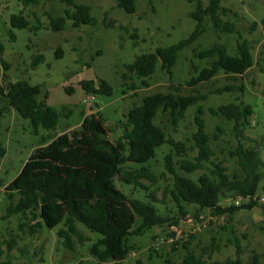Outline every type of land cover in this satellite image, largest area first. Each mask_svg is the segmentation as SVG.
<instances>
[{"label":"rangeland","instance_id":"obj_1","mask_svg":"<svg viewBox=\"0 0 264 264\" xmlns=\"http://www.w3.org/2000/svg\"><path fill=\"white\" fill-rule=\"evenodd\" d=\"M75 1L92 7L91 13L96 22L74 27L73 21L67 19L64 30L54 31L49 28L47 13L66 17L68 6L61 0H40L39 4L30 6H25L23 0H0V89L20 79L40 84L44 93L48 94L47 104L60 111L55 131L41 128L36 133L31 120L22 118L9 108L0 119V141L7 150L0 161V244L3 251L0 260L11 258L17 264H115L100 262L91 254L90 246L102 236L81 223L78 226L85 240L74 236L75 249L72 250L64 246L63 239L58 235L64 224L52 229L43 225L33 232L31 227L37 220L31 214L8 216L10 195L13 193L15 200L19 199L10 187L34 156L42 155L57 141L71 142L73 134H76L79 145L86 147L88 142L80 136V131L89 120L96 122L98 115L104 118L107 127L114 129L106 135V139L114 143L123 135L119 123L124 115L140 105L146 96L158 92L172 93L177 86L184 95H206L207 99L189 108L178 125L173 124L168 114H161L157 123L190 147L193 142L189 139L198 130L195 120L197 109L203 106L207 132L212 137V161L222 163L230 173H240L237 159L231 156V151L240 142L247 149H258L264 160V0H222V4L231 10L224 20L234 22L242 38L252 45L255 64L245 74L227 75L221 72L198 86L188 85L192 77L198 75L197 70L209 66L211 62L198 58L196 52L216 43L226 44L232 55L237 50L239 34L217 32L207 17L201 37L180 52L173 75L163 70L159 62L148 80L149 86H143L142 79L135 77L134 81L139 85L135 91L131 89L132 82L130 89L123 85L122 74L126 66L139 55L188 38L198 25L194 14L200 6H207L210 0H136L137 10L133 14L121 9L116 0ZM21 12L29 19L32 28H41H14L11 17ZM39 56H43V60L35 65ZM84 80H94L97 84L106 81L112 88V95L88 93L82 85ZM227 86L236 90L219 92ZM124 91L127 93L124 94ZM241 101L253 107V115L249 117V123L242 127L239 136L234 130V122L212 115L210 108ZM48 134L54 137L43 144V138ZM171 148L170 145L161 147L148 164L159 176V181L154 185L147 180L143 182L150 185L157 199L165 202L156 203L159 210L176 215L178 209L171 196L163 195L165 188H171L174 183L165 160ZM190 154L193 157L197 151ZM207 165L212 167L210 163ZM261 171L258 195L264 196V167ZM202 173L199 170L188 176L197 179ZM116 183L130 198L150 201L147 191L122 183L119 176ZM235 200L227 193L221 204L228 207L234 205ZM187 208L189 213L182 217L178 227L165 225L128 236L126 244L129 253L119 264H138V261L141 264H178L189 254L186 242H190V250L205 264L236 258L238 246L244 264L253 262L254 257H257V264H264V202H259L253 209L221 216H214L209 209L198 210L194 205ZM171 231L176 232L174 237L170 235ZM12 240L16 243L9 250Z\"/></svg>","mask_w":264,"mask_h":264},{"label":"trees","instance_id":"obj_2","mask_svg":"<svg viewBox=\"0 0 264 264\" xmlns=\"http://www.w3.org/2000/svg\"><path fill=\"white\" fill-rule=\"evenodd\" d=\"M61 1L68 6L66 17L47 13L49 28L52 30H64L67 19L73 21L74 27L96 22L90 5L77 4L75 0ZM116 1L127 13L133 14L137 10L136 0ZM23 3L25 6L37 5L40 0H23ZM229 12L231 10L222 4V0H210L207 6H200L194 14L198 25L190 36L178 44L158 47L154 52L137 56L122 74L123 85L130 89L132 82L131 89L137 90L139 85L134 79L138 77L142 79L143 86H149L148 80L155 73L159 62L163 70L173 75L180 52L201 37L207 17L217 32L239 34L237 50L235 55H232L226 44L216 43L208 49L196 52L198 58L211 62L209 66L197 70L198 75L192 77L188 85L198 86L212 80L221 72L227 75L245 74L255 64L252 45L249 40L242 38L234 22L224 20ZM11 24L19 29L41 28H32L29 19L22 12L12 15ZM262 24L264 25V18ZM134 36L137 37V34ZM41 60L43 56L36 58L35 65ZM82 85L88 93L112 95V88L106 81L97 84L94 80H84ZM179 87L172 93L158 92L144 97L140 105L124 115V119L119 123L123 135L114 143L106 139L107 133L114 129L107 127L104 118L98 115L96 122L89 120L80 131V136L88 142L86 147L80 146L78 136L73 134L71 142L57 141L42 155L34 156L23 169L19 179L10 187L11 191L19 195V199L16 201L15 195H10L8 216L31 214L33 219L37 220L31 227L33 232L43 225L52 229L64 224L58 235L63 239L64 246L72 250L75 249L74 236H78L81 241L85 240L78 226V223H81L102 236L90 246L91 254L100 262L119 264L129 253L126 244L128 236L143 234L151 228L165 225L178 227L182 217L188 215L189 205L196 206L198 210L209 209L214 216L233 215L238 210L258 206L259 202L228 207L221 204V199L227 193L235 199L258 194L262 181L261 170L264 167V160L258 149H247L245 144L240 142L235 150L231 151V156L237 159L240 173H230L228 167L212 161V137L207 132L203 106L197 109L195 120L198 130L189 139L193 142L190 147L184 141L175 139L157 123L161 114H168L173 124L178 125L186 117L190 107L207 99L206 95L181 94ZM234 90L236 88L227 86L219 92ZM240 90L244 91L243 88ZM126 93L124 91V94ZM47 97L48 94L44 93L40 84L34 85L22 79L11 82L7 88L0 89V119L9 108L22 118L31 120L36 133L41 128L55 131L59 125L60 111L47 104ZM210 112L214 116L234 122V130L240 136L242 127L249 123V117L253 115V107L244 101L230 102L211 107ZM218 130L222 131L221 127H218ZM53 137L48 134L43 138V144ZM164 145L172 147L165 160L168 172L174 177V183L171 188H165L163 195L171 196L178 209L176 215L164 214L159 210L156 203L165 202L157 199L150 188V185L159 181V176L148 164ZM192 151H197L193 157L190 154ZM6 153L7 150L0 141V161ZM208 163L212 167H209ZM199 170L203 173L197 179L188 176ZM118 176L122 183L147 191L150 201L130 198L117 186ZM143 180L149 181L150 185L144 184ZM170 235L174 237L176 232L171 231ZM15 243V240L9 243V250ZM189 246L190 242H186L185 248L189 250V254L178 264H205ZM2 253L0 244V257ZM0 264L17 263L7 258L0 260ZM138 264H141V261H138ZM214 264H244L240 246L236 258ZM250 264H257V257H254Z\"/></svg>","mask_w":264,"mask_h":264},{"label":"built area","instance_id":"obj_3","mask_svg":"<svg viewBox=\"0 0 264 264\" xmlns=\"http://www.w3.org/2000/svg\"><path fill=\"white\" fill-rule=\"evenodd\" d=\"M91 99H93V96H91ZM253 202H264V196L261 195H254V196H248V197H239L235 200V204L236 206H241L243 204H251Z\"/></svg>","mask_w":264,"mask_h":264},{"label":"water","instance_id":"obj_4","mask_svg":"<svg viewBox=\"0 0 264 264\" xmlns=\"http://www.w3.org/2000/svg\"><path fill=\"white\" fill-rule=\"evenodd\" d=\"M95 107H96L97 109L99 108V106H98V105H96Z\"/></svg>","mask_w":264,"mask_h":264}]
</instances>
